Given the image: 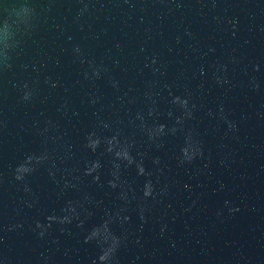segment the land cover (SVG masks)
<instances>
[{
    "label": "water",
    "instance_id": "water-1",
    "mask_svg": "<svg viewBox=\"0 0 264 264\" xmlns=\"http://www.w3.org/2000/svg\"><path fill=\"white\" fill-rule=\"evenodd\" d=\"M0 264H264V0H0Z\"/></svg>",
    "mask_w": 264,
    "mask_h": 264
}]
</instances>
